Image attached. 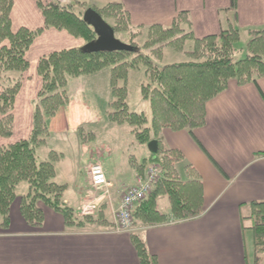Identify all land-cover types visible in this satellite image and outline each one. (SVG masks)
<instances>
[{
    "label": "crops",
    "instance_id": "obj_1",
    "mask_svg": "<svg viewBox=\"0 0 264 264\" xmlns=\"http://www.w3.org/2000/svg\"><path fill=\"white\" fill-rule=\"evenodd\" d=\"M85 1L80 2L89 9L113 2L121 4L132 30L139 34L137 40L146 36L152 26L171 27L181 14H186L191 22L186 31L198 39L219 35L233 27L241 32V41L247 45L250 31H264V0ZM12 25L14 30L43 27L44 19L36 0L20 3L15 0ZM83 46V40L56 29L44 30L35 40L26 54L30 66L13 110V135L0 137V148L30 137L42 85L37 72L39 60L55 51ZM110 82V69L69 78V104L47 119L49 137L42 148H47L49 154L61 155L56 162V180L67 186L64 204L81 214L87 205H93L96 213L107 202L108 218L114 225L121 196L139 175L135 163L148 161L151 152L137 143L131 129L125 131L108 120L107 111L114 100ZM142 83L143 73L131 70L128 102L135 113L148 108L140 97ZM132 87L140 90L135 96L136 105L131 102ZM81 129L94 137L83 143ZM123 132L131 135L129 141L137 146V156L124 153L120 159L121 154L115 155L113 147L118 145L116 139ZM110 136L113 138L110 144L101 141ZM163 143L183 154L178 169L184 180L189 166L199 173L204 186V212L194 219L144 227L138 233L149 253L157 258V264H264V253L256 259L252 239L255 223L252 204L264 203V79L245 86L230 81L225 92L207 103L203 127L192 133L165 130ZM97 159L111 185L106 196L93 192L89 178L90 167ZM149 165L147 162L145 172ZM67 172L71 174L68 180ZM20 187L23 192L17 193L11 206L9 226L0 228V264H140L130 234L68 228L62 214L46 205L42 208L43 225H29L21 213V199L29 186L21 183L17 192ZM160 207L171 215L167 199L160 201Z\"/></svg>",
    "mask_w": 264,
    "mask_h": 264
},
{
    "label": "trees",
    "instance_id": "obj_2",
    "mask_svg": "<svg viewBox=\"0 0 264 264\" xmlns=\"http://www.w3.org/2000/svg\"><path fill=\"white\" fill-rule=\"evenodd\" d=\"M88 9L86 3L78 2ZM14 0H0V137L10 138L14 130L13 110L20 92L24 74L30 63L26 54L39 35L46 29L65 31L86 44L97 39L96 33L84 20L83 14L73 12L72 7L45 4L37 0L44 25L36 29L21 27L13 29L12 11ZM94 10L107 21L115 34L131 36V51L89 52L82 48H67L43 56L37 72L42 80L41 89L33 111L32 131L28 139L0 148V228L10 222L11 206L17 199V188L26 182L28 193L21 199V213L26 222L40 227L44 210L40 202L62 214L68 228L76 230H112L108 218L109 204L103 203L94 215L81 216L75 209L64 204L66 185L56 180V162L61 155L49 154V160L38 162L37 151L46 146L49 137L47 119L68 105V77L91 75L110 68L113 102L107 111L108 120L117 125H128L137 143L148 147L153 140L159 149L151 154L152 161L161 168V177L154 189L133 211L135 225L154 227L169 220L185 221L197 218L204 212V186L196 169L188 167L186 180L181 177L178 165L183 161L181 152L167 148L163 132L188 131L203 127L206 123V105L225 92L229 82L235 80L240 86L264 79V31H250L246 45L247 55L237 60L235 44L242 34L231 27L219 35L198 39L185 27L191 22L181 14L174 24L165 28L160 25L148 29L146 41L141 45L132 30L127 12L119 3L113 2ZM190 51H185L188 42ZM165 48L186 54L190 61L160 67ZM145 51H150L151 55ZM157 60V61H156ZM131 70L143 73L141 94L148 104L150 118L145 112L130 110L127 81ZM143 70V71H142ZM120 81L124 85H120ZM83 143L93 134L80 130ZM135 163L138 174L145 172L146 161ZM149 162V161H148ZM167 199L170 216L160 207ZM252 239L256 259L264 253V203H253ZM131 234L140 264H157L143 239Z\"/></svg>",
    "mask_w": 264,
    "mask_h": 264
},
{
    "label": "rangeland",
    "instance_id": "obj_3",
    "mask_svg": "<svg viewBox=\"0 0 264 264\" xmlns=\"http://www.w3.org/2000/svg\"><path fill=\"white\" fill-rule=\"evenodd\" d=\"M16 1L18 3H20L21 0H16ZM43 1H44L45 4L53 3V4H56V5H59V6H64V7L71 6L73 12H75L77 14H84L86 12L85 7L84 6H80L79 3H78V2L84 1V0H43ZM85 2H90V0H86ZM36 3H37V0H36ZM14 4H15V0H14ZM86 6H87V4H86ZM13 8H14V6H13ZM40 12H41V10H40ZM32 16H34V13H32ZM42 17H43V15H42ZM36 26H34V28H36ZM118 35H117L118 36V39L122 43H124V44H130V41H131L130 35H128L127 33H120ZM145 41H146V36L141 37L138 40V43L142 45ZM192 45H193V42H191V41L188 42L187 45L185 46V49L184 50L185 51H190L191 48H192ZM235 48L237 50V53H236V57L237 58L236 59L237 60L244 59L246 57V45L244 43V40L239 41L238 43H236L235 44ZM82 49H84V47ZM145 52H147L148 54L151 55V52L150 51H145ZM189 61H190L189 57L186 54H184L183 52H178V51H175V50H173L171 48H165V50H164V58H163V60H160V62H158V64H159L160 67H163V66L170 65V64H180V63L189 62ZM105 69H110V68H105ZM105 69H103V70H105ZM97 73H99V72H97ZM97 73H94V74H91V75H95ZM111 74H112V71H111ZM91 75H83V76H91ZM69 78H74V77H68V79ZM77 78H79V77H77ZM67 82H68V80H67ZM121 82H123V81H120V83ZM110 84H111V82H110ZM111 90H112V88H111ZM67 92H68V85H67ZM139 92H140L139 89L137 91V89L135 90L132 87V89H131V102H132L133 105H136L135 96ZM140 97H141V101H144V100H142V96H140ZM128 99H129V96H128ZM143 112H145L147 114V116L150 118L151 114H150L149 107L146 109V111H143ZM55 116H53V117H55ZM121 126L123 127L121 129H125V131H126V129L127 130L130 129V127L128 125H121ZM85 133L88 134L87 132H85ZM130 137H131V135L129 133L127 134L126 132H123L122 134H119V137L116 139V140H118V145L117 146H114L113 148H114L115 155L121 154L120 159L122 158V154H124V153H129L130 155H135V156H137L139 154V150L137 149V146L131 145V142L129 141ZM111 140H113V138L110 136L107 139L101 140V141L102 142H105V143H109V142H111ZM46 160H49V151L47 150V148H42V149H40V152L38 154V162L40 163V162H43V161H46ZM102 161L104 162V164L106 166V163H105L104 159H102ZM149 162H150V164L153 163L150 159H149ZM70 178H71V174H69L67 172L66 173V180H68ZM22 185H28V184L26 182H24V183H22ZM22 187L19 188V190H18L17 193L21 194L23 192V188ZM38 206L40 208H43L44 204L42 202H40Z\"/></svg>",
    "mask_w": 264,
    "mask_h": 264
},
{
    "label": "built area",
    "instance_id": "obj_4",
    "mask_svg": "<svg viewBox=\"0 0 264 264\" xmlns=\"http://www.w3.org/2000/svg\"><path fill=\"white\" fill-rule=\"evenodd\" d=\"M92 184L96 189L108 187L103 166L97 163L92 166L90 172ZM160 176V171L157 166H152L146 178L140 177L137 179L136 185L129 188L123 195L119 210L115 214V232L116 233H131L135 231L133 220L134 207L143 201L146 196L152 191L155 182ZM90 212V208H86L84 213Z\"/></svg>",
    "mask_w": 264,
    "mask_h": 264
},
{
    "label": "water",
    "instance_id": "obj_5",
    "mask_svg": "<svg viewBox=\"0 0 264 264\" xmlns=\"http://www.w3.org/2000/svg\"><path fill=\"white\" fill-rule=\"evenodd\" d=\"M83 20L93 28L96 33L97 39L84 46V51L89 52H118V51H131V46L122 43L117 39L115 31L94 9L86 10ZM158 142L151 141L148 145L152 153L158 152Z\"/></svg>",
    "mask_w": 264,
    "mask_h": 264
}]
</instances>
